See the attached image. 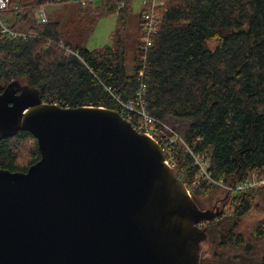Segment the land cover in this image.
<instances>
[{
  "label": "trees",
  "instance_id": "trees-1",
  "mask_svg": "<svg viewBox=\"0 0 264 264\" xmlns=\"http://www.w3.org/2000/svg\"><path fill=\"white\" fill-rule=\"evenodd\" d=\"M133 2L8 0L0 13L14 15L9 26L30 36L12 38L0 33L1 88L16 80L37 88L43 102L120 111L117 99L133 98L139 84L140 15L146 5L139 10L136 37H126ZM40 6L45 8L44 23L37 17ZM157 10L158 23L146 61L144 105L149 114L165 122L170 118L185 122L178 134L192 154L180 145L164 153L175 162V175L184 172L182 181L189 184L197 172L193 156H199L208 160L214 179L229 184L252 171L263 176L264 0H163ZM115 12L118 26L113 45L86 49L83 44L95 20ZM45 39L62 40L78 51L82 61L55 45L45 46ZM209 41H215L214 46ZM129 49L134 51L131 69L127 66ZM39 157L37 141L26 130L0 138V169L25 171ZM212 188L220 190L201 181L191 191L199 208L198 197L206 199ZM257 194L264 196V187L224 193L232 214L225 224L212 220V226H206L209 240L217 235L218 247L211 260L200 257L201 264H230L222 259L230 254L232 249L226 245L231 244L247 255L240 264H264V217L247 235L231 232L229 241L221 240L216 230L221 225L233 231V219L254 206Z\"/></svg>",
  "mask_w": 264,
  "mask_h": 264
},
{
  "label": "water",
  "instance_id": "water-1",
  "mask_svg": "<svg viewBox=\"0 0 264 264\" xmlns=\"http://www.w3.org/2000/svg\"><path fill=\"white\" fill-rule=\"evenodd\" d=\"M26 130L40 157L0 169V264H201L203 210L158 143L117 109L43 102L0 85V138Z\"/></svg>",
  "mask_w": 264,
  "mask_h": 264
},
{
  "label": "built area",
  "instance_id": "built-area-1",
  "mask_svg": "<svg viewBox=\"0 0 264 264\" xmlns=\"http://www.w3.org/2000/svg\"><path fill=\"white\" fill-rule=\"evenodd\" d=\"M82 4L85 1H95V0H75ZM142 6L146 5L145 10L140 15V26H141V38L139 45V61L140 68L137 71V77L139 80L138 87L135 91L133 98L121 101L119 99L120 114L121 116L130 122L135 130L139 133L145 134L153 141L158 143L165 153L168 147L174 145H180L187 148L182 137L175 131L167 122L158 119L157 117L149 114L144 105L145 97V78L147 70V55L150 47L153 44L152 37L155 34L157 26L158 17V7L162 6L163 0H141ZM123 3L120 4L122 7ZM8 6V0H0V11L6 9ZM38 21L41 23L46 22V13L44 6H40L37 10ZM0 33L12 38L27 37L30 36L29 33L16 30L11 28L5 21L0 20ZM55 45L60 49L64 50L66 55H73L78 57L81 61L82 58L77 50H74L70 46L65 45V43L60 40L54 42L50 39H45V46ZM187 151L192 154V152L187 148ZM165 155V154H164ZM165 163L173 170L175 167V162L171 159L165 157ZM197 167V172L195 174V179L189 184L182 181L185 176L184 172L176 175L180 179L186 188L188 195H191V191L197 188L201 181L212 183L216 187L222 188L223 190L231 193H241L249 189H254L258 187H264V175L258 176L256 171H252L243 180L234 182L233 184L226 183L222 178L214 179L210 172L208 171V160L203 157L193 156V163ZM264 168V165H263Z\"/></svg>",
  "mask_w": 264,
  "mask_h": 264
},
{
  "label": "rangeland",
  "instance_id": "rangeland-1",
  "mask_svg": "<svg viewBox=\"0 0 264 264\" xmlns=\"http://www.w3.org/2000/svg\"><path fill=\"white\" fill-rule=\"evenodd\" d=\"M99 2L96 1L94 4H98ZM142 7V1L141 0H134L131 12L128 15V23L126 25V37L129 35L131 38H135L137 34L136 30V24L138 21V14L140 13V8ZM48 10V9H47ZM14 15H10L9 17L4 16L0 13V20L6 21L8 25H10L13 21ZM118 26V14L110 13V14H104L102 16H99L93 25L91 33L88 35L84 42V47L88 50L93 49H100L105 46L113 45V33L117 29ZM211 46H214L215 41H209ZM134 56V51L132 49H129L127 52V66L129 69H131V66L133 65L132 60ZM167 123L178 133H181V130L183 128V125L185 124L182 119H176V118H170ZM220 190L216 188H212L210 190L209 196L205 199L204 197H198V204L201 206V208H210L212 207V204L214 202V199L218 196L223 197L225 190ZM226 199L222 201L220 204V213L216 219H214V222L220 221L222 224L226 223V220L228 217H231L232 210L229 204L225 203ZM225 203V204H224ZM254 206L241 218L233 219V222L235 224L233 228L234 235L237 233H241L243 235H247V233L250 231V229L255 225L256 222H258L260 219L264 217V196H261L259 194L255 195ZM221 228V225L216 228L218 231ZM225 231L222 230L219 232V235L224 234ZM233 236V235H232ZM217 237V235H216ZM220 237V236H219ZM221 239V238H220ZM224 241H229V238L226 240L225 238L221 239ZM258 245L261 248V244L258 243ZM227 249L231 248L230 254L227 253V255H224L223 261H228L230 264H240L241 262H245V258L247 257L246 253L242 249H237L233 244L226 245ZM264 246V243H263ZM201 254V252H200ZM260 253H258V257L260 256Z\"/></svg>",
  "mask_w": 264,
  "mask_h": 264
},
{
  "label": "flooded vegetation",
  "instance_id": "flooded-vegetation-1",
  "mask_svg": "<svg viewBox=\"0 0 264 264\" xmlns=\"http://www.w3.org/2000/svg\"><path fill=\"white\" fill-rule=\"evenodd\" d=\"M223 200H224V198L218 196V197H216L214 199L212 207L203 209V210L210 209V210H212V212L218 211V214H217V216H215L212 219H204L201 222H199L198 223L199 227H206V226L210 225L209 222L214 220V219H216L218 217L219 212H220V204L222 203ZM210 226H212V225H210ZM222 230H224L225 233L221 234V235H218V236H220L221 239L225 238L227 240L230 237L231 232H233L232 228L231 227L221 226V228L219 229V232H221ZM211 238H212L211 240H209V238H208L202 244L200 257H202V259L205 262L207 260H211L213 258L212 255H216L215 249L218 247V244L216 243V237L212 236Z\"/></svg>",
  "mask_w": 264,
  "mask_h": 264
}]
</instances>
